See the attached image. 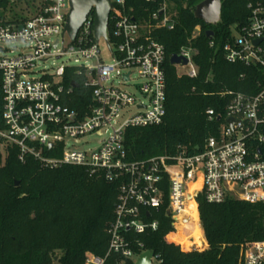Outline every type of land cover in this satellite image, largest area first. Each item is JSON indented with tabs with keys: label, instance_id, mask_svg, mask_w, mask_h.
<instances>
[{
	"label": "built area",
	"instance_id": "obj_1",
	"mask_svg": "<svg viewBox=\"0 0 264 264\" xmlns=\"http://www.w3.org/2000/svg\"><path fill=\"white\" fill-rule=\"evenodd\" d=\"M112 5L107 35L99 40L94 9L76 38L70 37L66 31L70 0H41L31 16L5 19L0 25L5 123L0 151L15 146L23 163L33 157L44 168L82 166L118 185L107 252L88 253L85 264H136L149 250L138 237L158 230L157 215L163 209L171 218L174 236L179 225L190 220L188 229L199 227L204 239L200 196L210 204L228 199L264 203V0L247 1L246 21L232 26L222 46L225 61L250 69L240 78L252 82L245 91L219 92L227 102L223 112L206 110L209 121H220L216 135L194 153L179 148L175 154L133 161L125 145L127 130L160 125L167 114L166 49L151 35V25L128 10L126 0H112ZM152 19L157 27L175 26L165 7ZM101 42L110 62L101 58ZM18 43L23 50H18ZM215 44L212 38L210 46ZM176 54L188 60L173 64L183 68L178 74L198 77L196 50L183 46ZM50 60L51 67L38 68ZM73 76L91 89V103L82 110L67 103L77 89L73 81L66 83ZM132 109L134 114L127 117ZM93 136L100 138L97 148L78 147ZM189 242L192 246L186 252L199 251L193 236ZM156 262L162 264L163 259L155 253L152 264ZM263 262L264 241L241 245L240 264Z\"/></svg>",
	"mask_w": 264,
	"mask_h": 264
},
{
	"label": "trees",
	"instance_id": "obj_2",
	"mask_svg": "<svg viewBox=\"0 0 264 264\" xmlns=\"http://www.w3.org/2000/svg\"><path fill=\"white\" fill-rule=\"evenodd\" d=\"M201 1L126 0L136 19L151 25L150 33L164 45L167 57V114L160 125L127 130L125 145L132 161L175 154L179 148L196 152L219 129L220 121H209L206 115L210 107L223 112L227 102L219 92L245 91L252 82V78H240L250 69L228 63L222 54L232 26L244 23L249 15L248 0H223V22L216 27L195 18V8ZM8 3L0 0V8ZM163 7L172 13L169 15L175 23L173 29L157 27L152 19V14ZM3 20L0 17V25ZM198 25L201 29L196 34ZM209 29L215 32L213 48L212 38L207 36ZM183 46L196 50V78L180 76L170 62ZM74 80L80 87L67 103L82 110L91 103V89L75 76L67 77V85ZM3 109L0 72V129L5 128ZM117 195L118 185L91 175L85 167L44 168L33 157L23 163L17 147H6L0 151V264H85L88 253L105 255L110 239L107 229L115 218ZM199 202L209 243L207 250L186 252L177 245L171 218L164 209L157 215L158 230L139 235L147 249L161 256L162 264H240L242 244L264 241V203L228 199L210 204L202 196ZM184 225L188 231L180 225L179 230L185 247L192 246L189 238L193 236L195 248L203 249L188 224ZM175 237L180 242L178 235Z\"/></svg>",
	"mask_w": 264,
	"mask_h": 264
},
{
	"label": "water",
	"instance_id": "obj_3",
	"mask_svg": "<svg viewBox=\"0 0 264 264\" xmlns=\"http://www.w3.org/2000/svg\"><path fill=\"white\" fill-rule=\"evenodd\" d=\"M112 6V0H70V13L67 19L66 31L72 39H75L88 14L94 9L95 37L97 40L106 37ZM194 16L196 19L202 20L207 26H219L223 22V0L201 1L195 8ZM214 34L213 29L207 31L209 38H213ZM170 62L171 64H187L188 60L174 53L170 58ZM72 87L78 88L79 84L73 81ZM234 121V119H230L231 124ZM50 146L53 147L54 145L51 144ZM19 184L20 182L17 181L16 186ZM154 256V250H147L141 254L136 264H152Z\"/></svg>",
	"mask_w": 264,
	"mask_h": 264
},
{
	"label": "rangeland",
	"instance_id": "obj_4",
	"mask_svg": "<svg viewBox=\"0 0 264 264\" xmlns=\"http://www.w3.org/2000/svg\"><path fill=\"white\" fill-rule=\"evenodd\" d=\"M8 1H9V3H8L7 7L5 6V7H1L0 8V17H3V19H6L8 21H12V20H16V19L19 20V19H23V18H27V17L31 16L34 13L35 9L39 6V4L41 2V0H8ZM170 15H172V13ZM200 29H201V26L198 25L196 34L198 33V31ZM69 45H70V40H69V38H67L66 39V47H68ZM17 46H18V50H20V51L23 50L21 43H18ZM60 47H62V44H61ZM100 50H101V58L105 62H110L111 61V57H110L109 53L107 52V50L105 49V46H104L103 42H101V44H100ZM53 61L54 60H50V61H48L46 63L39 64L38 68H44L45 66L47 68H49V67H51L53 65ZM172 66L177 71H183V68L181 66H176V65H173V64H172ZM129 89H132V87H129ZM134 112H135L134 109H132L131 111L126 112V116L127 117L132 116L134 114ZM99 140H100V138L98 136H93V137L89 138L87 140V142H84L83 144L79 145L78 147L80 149H83V150L95 149L98 146V141ZM189 222H190L189 220L186 221L187 224ZM180 226L182 228H184L186 231H188L185 225H180ZM192 231H193V233L195 234L196 238L198 239V241L200 243V244L198 243L199 246L201 248H203L205 246V242L199 236L198 232L195 231V229H193ZM173 237H175V236L173 235ZM178 237L180 239V242L184 245L182 237L179 236V235H178ZM175 238H173V241L176 243ZM177 245H179V244H177ZM184 246H183L182 249L184 251H186L185 250L186 247H184ZM208 248H209V246H208ZM208 248L205 247L204 249L207 250ZM204 249L203 250L197 249V250L205 251ZM154 264H157V262L154 263Z\"/></svg>",
	"mask_w": 264,
	"mask_h": 264
},
{
	"label": "bare ground",
	"instance_id": "obj_5",
	"mask_svg": "<svg viewBox=\"0 0 264 264\" xmlns=\"http://www.w3.org/2000/svg\"><path fill=\"white\" fill-rule=\"evenodd\" d=\"M189 221H190V220H189ZM194 229H195L196 232H198L199 236H200V237L202 238V240L204 241L200 228H199V227H195ZM177 235L180 236V230L178 231V234H177Z\"/></svg>",
	"mask_w": 264,
	"mask_h": 264
},
{
	"label": "crops",
	"instance_id": "obj_6",
	"mask_svg": "<svg viewBox=\"0 0 264 264\" xmlns=\"http://www.w3.org/2000/svg\"><path fill=\"white\" fill-rule=\"evenodd\" d=\"M204 239H205V246L208 248L209 244L207 242L206 236H204Z\"/></svg>",
	"mask_w": 264,
	"mask_h": 264
}]
</instances>
